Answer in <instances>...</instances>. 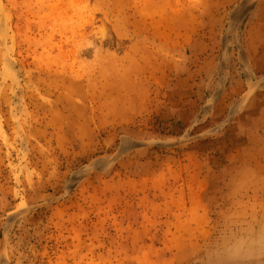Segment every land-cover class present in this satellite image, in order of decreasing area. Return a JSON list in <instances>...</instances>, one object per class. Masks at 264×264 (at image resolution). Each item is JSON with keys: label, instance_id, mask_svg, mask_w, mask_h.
Instances as JSON below:
<instances>
[{"label": "rangeland", "instance_id": "374dc122", "mask_svg": "<svg viewBox=\"0 0 264 264\" xmlns=\"http://www.w3.org/2000/svg\"><path fill=\"white\" fill-rule=\"evenodd\" d=\"M238 12L264 0H0V264H264V160L194 73Z\"/></svg>", "mask_w": 264, "mask_h": 264}, {"label": "crops", "instance_id": "0c3cea01", "mask_svg": "<svg viewBox=\"0 0 264 264\" xmlns=\"http://www.w3.org/2000/svg\"><path fill=\"white\" fill-rule=\"evenodd\" d=\"M238 15L246 22L235 30L247 37L234 43L233 58H212L194 71L195 79L202 73L206 79L218 74L201 113L221 115L215 141L222 150L258 153L264 160V12ZM208 103L211 108H205Z\"/></svg>", "mask_w": 264, "mask_h": 264}, {"label": "clouds", "instance_id": "9594fccd", "mask_svg": "<svg viewBox=\"0 0 264 264\" xmlns=\"http://www.w3.org/2000/svg\"><path fill=\"white\" fill-rule=\"evenodd\" d=\"M246 243L247 241L244 238H237L230 242L229 247L234 251H239L245 246Z\"/></svg>", "mask_w": 264, "mask_h": 264}]
</instances>
